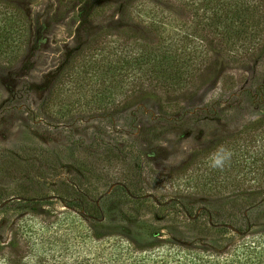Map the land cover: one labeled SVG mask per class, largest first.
I'll return each instance as SVG.
<instances>
[{"label":"rangeland","instance_id":"374dc122","mask_svg":"<svg viewBox=\"0 0 264 264\" xmlns=\"http://www.w3.org/2000/svg\"><path fill=\"white\" fill-rule=\"evenodd\" d=\"M1 1L22 11L19 26L29 29L18 55L0 63V187L29 216L13 254L45 264H186L190 252L153 244L178 238L211 246L202 253L205 264H264V207L253 212L257 225L246 234L211 228L202 236L177 208L154 204L183 201L219 215L226 198L264 191V34L252 56L231 64L225 56L246 51L241 30L222 38L223 52L210 51L217 38L206 31L211 11L201 0ZM131 34L159 55L165 43L175 47L188 37L202 44V37L209 51H197L195 62L209 60L186 65L180 78L173 68L172 92L156 100L137 91L146 80L131 63L139 52L126 44ZM36 169L87 187L101 220L57 201L22 200L20 186ZM129 178L134 192L136 184L144 188L145 203L112 192ZM44 193L51 195L45 187L35 194ZM19 214L2 222V245ZM94 227L115 235L97 241L87 232Z\"/></svg>","mask_w":264,"mask_h":264},{"label":"trees","instance_id":"16d2710c","mask_svg":"<svg viewBox=\"0 0 264 264\" xmlns=\"http://www.w3.org/2000/svg\"><path fill=\"white\" fill-rule=\"evenodd\" d=\"M201 1L204 5L210 7L211 11L208 16L203 18L205 20L204 25L207 27L206 31L209 36L214 35V37L217 38V40L214 38V41L217 43L212 44V42H210L209 46L213 47L210 51L214 50L219 51L220 53L223 52L222 38L226 37L228 31L232 28L238 27L241 30V35H243L242 38L244 39L243 42L245 44L246 51L241 57L236 54L225 57L228 59L229 63L238 64V62L243 61L245 57L252 56L250 52L251 48L256 43H259L264 34V0ZM22 17V11L16 8H11L0 0V63H11L13 57L18 55L19 51L23 48L20 41L22 39L25 41L28 40L29 29L24 27L23 24L22 26H19L21 22L23 23ZM25 28L27 29L26 32H24ZM127 39L128 41H126V44L138 45L139 47V52L133 57L131 63L136 65V72L144 74V78L146 80L144 83L143 81L138 82L137 86L139 83L140 86H138L137 91L144 93L148 92L156 100H160L161 97H163V94L172 92L170 89L171 86H173V75H175L172 73L173 68L181 70V73L178 72V77L180 78L184 76L182 69H184L183 67H186V65L194 64L202 66L209 60L206 59L202 62H195V53L197 51H209L207 46L203 49L202 44L204 41L202 37L199 38L202 44H198L195 41L193 42L194 44H192L191 41H189V43L188 37L184 38L183 41L175 47L173 44L171 45L172 47H170V45L165 43L162 47L163 52L160 55L158 54V48L152 49L151 51L150 49H143V44H139L142 39L135 34L128 35ZM198 71L200 72L201 68H199ZM197 77L198 74L196 75V78ZM188 80L194 81V79H187L186 77L181 81L188 82ZM246 95L251 96V92L246 91ZM86 170L89 171L87 168ZM41 171L42 170H39L34 175V179L30 184H23L20 186L21 194L19 195L22 200H26L27 203L32 206L38 204L43 206L46 205V203H51V201H57L63 203L67 208L77 212L90 221L97 223L101 220L102 210L96 205V200L90 196V192L87 187L81 186L82 184H80V182H76L74 177L68 178L67 176H62L60 173L56 172L50 173L46 176ZM106 175L109 177L110 173H107ZM115 183L118 184L112 189V192L120 190L126 197L135 196V199L130 198L131 202L140 204L145 203V195H143V197L142 195H139V193L144 190L140 184L137 185L134 182L137 186V188H135L137 192H134L131 187H135V185L130 181V178L129 181L127 180L122 184L120 182ZM44 187L51 191V195H47L45 193L35 194L37 191L43 192ZM26 191H29L30 193ZM135 193H137L138 197ZM21 203L22 202L11 200L8 197L7 190L0 187V229L2 222H5L9 214L14 212H17V214L20 213L15 218L17 221L12 222V225L15 224V227L11 228L15 231L12 235L13 238L6 246L2 245L0 240V264H45L43 260H40L37 263H32L25 261L26 257L24 256L13 254L12 247H14L17 242H20L21 235L19 232L26 230L28 225V214L25 213V215L22 209L19 210ZM154 204L161 208L172 207L174 210L177 208V213L189 224H193L195 231H197L199 235H205L211 228H214L217 231H231L242 235L250 232V230L257 225L253 218V212L257 208L264 207V191L253 192L243 196L242 198H226L221 205V209L224 212H221L219 215L212 214V207L190 206L183 201L176 200L171 201L170 203H165V201H154ZM198 223L202 227L201 229L196 227ZM98 229L99 228L96 227L93 228V231L87 229L90 237L97 241L102 239V236L109 237L111 235H115L102 233ZM158 236L161 237L159 232H152L150 237L155 238ZM166 243L170 244V246H176L179 250H185L192 254L190 261L186 260L188 255L185 256L186 259L184 260L186 264H205L206 261L202 259L203 254L210 251V249V252L213 251L211 246L201 243L199 239L195 242L192 240L187 242L183 239L171 238L170 241L154 242L153 244L164 246ZM195 243H199L203 247L199 248V250H193V245ZM153 244L146 245V247L143 246L144 248L139 249H143L140 251L146 253V251L153 249ZM199 254H202V256H199ZM51 264L55 263L53 262ZM209 264L212 263L209 262Z\"/></svg>","mask_w":264,"mask_h":264}]
</instances>
